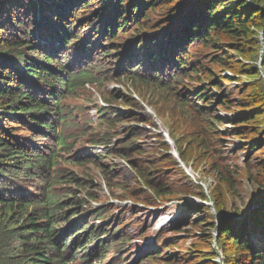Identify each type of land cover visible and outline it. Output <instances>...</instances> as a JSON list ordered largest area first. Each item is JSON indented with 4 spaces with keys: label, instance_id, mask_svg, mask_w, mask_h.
<instances>
[{
    "label": "trees",
    "instance_id": "trees-1",
    "mask_svg": "<svg viewBox=\"0 0 264 264\" xmlns=\"http://www.w3.org/2000/svg\"><path fill=\"white\" fill-rule=\"evenodd\" d=\"M260 68L264 71V0L0 2V264H101L136 240L127 233L130 225H136L142 244L154 239L148 251L138 245V258L125 264H142L144 258L153 264H219L213 241L222 264H264V198L245 220L219 219L216 237L208 233L216 228V218L203 205L188 207L194 222H176L168 232L151 235L138 212L176 201L170 178L174 173L185 177L163 139L156 137L160 153L151 148V156L141 160L146 151L137 128L120 137L113 132V146L104 133L102 152L93 147L68 152L63 135L77 125L63 104L77 93L76 100L89 99L86 84L97 89L127 85L141 103L170 121L164 124L180 161L213 175L209 199L216 215L224 213L238 192L237 171L229 164L237 148L244 152L247 180L264 188ZM232 83L237 90H229ZM102 97L109 106L96 102L100 127L150 123L130 94L112 90ZM223 110L225 116H219ZM231 141L238 147L228 156ZM257 153L262 156L256 157L254 173L249 162ZM65 154L70 155L65 159ZM121 158L136 176L132 187L117 176L112 187L110 174ZM62 160L96 165L111 193L118 189L116 197L135 208L118 216L114 206H105L82 216L85 201L72 197L82 185L55 170ZM66 183L74 189L63 197L56 185ZM184 188L187 195L206 200L201 186ZM231 215L241 213L235 209ZM185 223L190 230L180 236ZM190 232L196 235L185 249Z\"/></svg>",
    "mask_w": 264,
    "mask_h": 264
},
{
    "label": "rangeland",
    "instance_id": "rangeland-1",
    "mask_svg": "<svg viewBox=\"0 0 264 264\" xmlns=\"http://www.w3.org/2000/svg\"><path fill=\"white\" fill-rule=\"evenodd\" d=\"M262 38V36H260V39ZM231 57H234L236 60H239V58H237L236 56H233L232 54H230ZM263 71V70H262ZM89 86L91 88H93V90L95 91L94 93L91 91H87L89 92V94L91 96H89V99L85 98V97H81L79 98V100H76L78 98V93L76 95H74L73 97H70V99L66 100L63 104V107L67 110H70L73 112V115L76 116L75 118V124H77L76 126H73L71 128H65L63 131V135L66 138V140L68 141V144L70 146V150L68 152H73L75 150H89L90 148H98V149H93L94 152H102L103 147L105 146L104 144L102 145L101 142L99 140H101V138L103 137V134L108 132L109 135L111 136V142H114V138H116L112 133L113 132H117L118 133V137L125 135L127 133V128L129 126L130 123H124V124H119L115 129L112 130H108L106 126L100 127L98 121L95 119H92L90 117V111L92 113L96 112V102L97 99L99 98L100 100H103L102 97V93L104 91L107 92H111L112 90H120L125 94H135L136 96L137 93L133 90L130 89L129 86L121 84V83H108L105 87H102L101 89H97L93 86H91L89 84ZM231 91H235L237 90L236 85H234L233 83L230 85L229 87ZM86 89V88H85ZM144 104V103H143ZM109 105V104H108ZM145 105V104H144ZM146 106V105H145ZM149 107V106H147ZM152 109V113L157 117L158 115V119L159 122H161V125L164 126V123L166 124V126L168 127V125L170 124V121L167 119V117L162 114H156V112L154 111L155 109H153L152 107H149V110ZM139 114L145 118V119H150L152 121H154V119H152L151 115H148L146 113V110L143 108L141 111H138ZM224 110L222 112L219 113V116L224 117L225 114L223 113ZM157 127V126H156ZM134 128H137L139 130V132L143 135V140H142V148L144 151H146V154L141 158V160L144 159H148L151 154V148H157L158 151L157 152H161V148L159 147V141L158 138H156L157 136L160 137V135L156 134V130L153 128V123H140L138 125H134ZM163 130L166 132L165 128L162 127ZM226 126H221L219 129L225 130ZM158 129V127H157ZM168 132V131H167ZM113 140V141H112ZM236 147H238L237 143H234L233 141L229 142V145L227 148H225V152L228 156L233 155L231 151H233V149H236ZM237 154L236 156H234L235 158L231 157L229 164L232 166H235V170L237 171V176L235 178V187L238 189L237 191V196L234 197L232 204H231V200H228L227 202V208L224 211V213L222 214H217L215 218L221 219L220 215H223V217H228L231 219H238L239 221L245 220L251 211V209L254 207L255 203L252 201V199H250V197H253L255 199L258 200V202L260 200H262L264 198V188L263 189H259L257 187V183H255V181H251V180H247V172L249 171V169H246L243 167L242 165V161H243V156H244V152H242L241 150H239V148H237ZM126 151V150H125ZM264 151V150H263ZM67 152V153H68ZM169 152V149H168ZM71 154V153H70ZM70 154H65L62 155L63 158H67ZM127 155V152H126ZM262 156V154L257 153L255 154L254 158H252V160L249 162V166H251L250 170L252 172H256L257 168L255 167L256 162V157L258 156ZM116 162V168L114 170H112L111 174H110V181L112 183L113 178H120L123 181V183L128 186V187H132V185L134 184V179H133V173L130 170H127L124 165H122L120 163V160L115 161ZM188 167H190L194 172H198V176L201 180V183L205 186L208 187L209 185L212 186L213 184V175H208L207 173H203V169H199L196 170L194 169L192 166H190V164H186ZM89 169V170H88ZM55 170H58V172L62 175H67L68 179H72V178H76L80 181V184L82 185L81 187V192L74 194L72 197L74 198L75 201H85L84 203V210L85 209H89V207H94L95 205H93L92 203H96V204H105V199L102 198V195L99 192V188L97 187V183H100V181L102 179H105L106 183H107V179L105 177L102 176L101 171L99 170V168L91 163H72L69 164L67 162H64L63 160L58 164V166L55 168ZM201 173V175H200ZM174 176H171L170 178V182L173 183L174 186V190L177 192V200L176 201H171L168 204H166L164 206L165 209H160V208H153V209H149L147 211H139L137 214V219H141V220H146L147 225L150 228L149 234L153 235V233L155 232V230H157V228L164 224L167 220L169 221L168 224L165 225V227L163 228L165 231H169V229H171L173 227V225H175L176 222L179 223H184L185 221H191L194 222L196 217H193L191 213H189L188 207L190 205L192 206H196L194 204L193 201H191V195H187L185 192V185H192L194 184L193 180H188L187 177H183L180 173H174ZM95 177V178H94ZM102 178V179H101ZM90 183V184H89ZM118 183V181H114L112 183V187L115 186ZM185 184V185H184ZM209 186V187H210ZM56 192L58 194H60L61 196H65L67 193L70 194V191H72L74 188H72V185L69 184H57L56 185ZM213 187H211L212 190ZM112 194V193H111ZM120 194V191L116 188H114V194H112L113 197H115L116 199H118L116 196ZM256 195V196H255ZM71 197V198H72ZM234 204V205H233ZM76 207H78V205H76ZM140 208H142V206H139ZM235 209L239 210V213H241V216H235V215H231V213H233V211H235ZM124 209H118L117 213L118 216L121 214V211ZM250 211V212H249ZM210 212L213 215V210L210 209ZM133 214V212H130V215ZM186 214V215H185ZM204 214V213H203ZM185 216L187 217V219H184ZM200 216V215H197ZM222 217V218H223ZM190 218V219H188ZM136 219V220H137ZM218 219L217 221V225L215 229H211L208 231V233L212 234L213 236L216 237L217 233V228L219 227V222L220 220ZM189 225V224H188ZM187 223H185V227L183 228V230L181 232H179L178 234H180V236H183V233L185 230L189 231L190 230V226H188ZM204 227L205 224H202ZM136 225H130L128 227L127 233L129 235H132L135 237V239L137 240V232L138 229H136L135 227ZM204 231V230H203ZM203 236L204 232H200ZM169 234V233H168ZM196 235V233H191L189 237H187L186 242H185V249L188 248V244L191 241V238ZM169 236V235H168ZM253 241L257 242V239L255 237H253ZM139 242V240H138ZM214 242V241H213ZM140 245V249L142 251H148L149 247L151 245L150 241L147 240L145 241V243H141V244H137L135 241L130 243L128 246L124 247V249L122 250V253L120 254V256L117 258L118 260L114 263V264H125L128 262H132L135 258H138L139 256V250L136 251L137 246ZM214 247H216L214 245ZM112 254L109 253V256L105 259V261L102 264H106V261L112 257L117 255L116 252H111ZM145 260L143 261L142 264H153L152 261L147 260L146 258H144Z\"/></svg>",
    "mask_w": 264,
    "mask_h": 264
},
{
    "label": "water",
    "instance_id": "water-1",
    "mask_svg": "<svg viewBox=\"0 0 264 264\" xmlns=\"http://www.w3.org/2000/svg\"><path fill=\"white\" fill-rule=\"evenodd\" d=\"M260 71H261V73H262V75H263V77H264V71H262V69L260 68ZM253 199H255V198H253ZM255 205H254V207L250 210V211H252V210H256V209H258L259 207H260V205H261V203H262V200H260L259 202H258V200L257 199H255ZM249 211V212H250ZM249 214V213H248ZM247 217V216H246ZM213 248H214V250L216 251V248L213 246Z\"/></svg>",
    "mask_w": 264,
    "mask_h": 264
},
{
    "label": "bare ground",
    "instance_id": "bare-ground-1",
    "mask_svg": "<svg viewBox=\"0 0 264 264\" xmlns=\"http://www.w3.org/2000/svg\"><path fill=\"white\" fill-rule=\"evenodd\" d=\"M114 93V92H113ZM197 105V104H196ZM205 109V108H204ZM89 170V169H88ZM95 178V177H94Z\"/></svg>",
    "mask_w": 264,
    "mask_h": 264
}]
</instances>
